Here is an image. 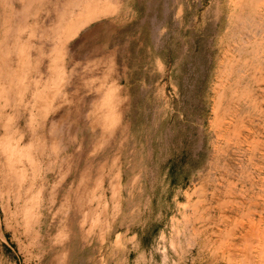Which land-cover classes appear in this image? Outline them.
Here are the masks:
<instances>
[{
    "label": "rangeland",
    "instance_id": "374dc122",
    "mask_svg": "<svg viewBox=\"0 0 264 264\" xmlns=\"http://www.w3.org/2000/svg\"><path fill=\"white\" fill-rule=\"evenodd\" d=\"M11 1L0 264H264V0Z\"/></svg>",
    "mask_w": 264,
    "mask_h": 264
},
{
    "label": "bare ground",
    "instance_id": "6f19581e",
    "mask_svg": "<svg viewBox=\"0 0 264 264\" xmlns=\"http://www.w3.org/2000/svg\"><path fill=\"white\" fill-rule=\"evenodd\" d=\"M33 1H35V0H12L11 3L6 4L4 6V8L5 9L8 8L9 10H6V11L9 13L11 18L13 20H18V22L20 23V22H23V18L25 17V13H27L26 10L28 8H32ZM88 3H89V1H88ZM2 5H4V3H2ZM75 7H76V4L75 3L73 4V0H70L68 6L64 7V11L62 10L64 13V16H65V17L63 16V19L61 20L62 22H66L65 19L68 20V15L70 16V13H73L72 8H75ZM85 7H88L87 4H85ZM15 9H18V10L22 9L23 13L21 15H17ZM28 12L30 14L33 13L31 11H28ZM63 13H61V14H63Z\"/></svg>",
    "mask_w": 264,
    "mask_h": 264
}]
</instances>
